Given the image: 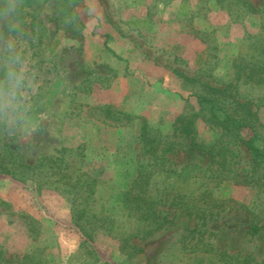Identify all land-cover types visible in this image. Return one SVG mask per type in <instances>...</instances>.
<instances>
[{"label":"rangeland","instance_id":"obj_1","mask_svg":"<svg viewBox=\"0 0 264 264\" xmlns=\"http://www.w3.org/2000/svg\"><path fill=\"white\" fill-rule=\"evenodd\" d=\"M231 1L0 0V75L14 43L24 76L22 103L11 119L1 117L14 148L20 146L30 164L44 156L64 158L72 178L91 183L83 204L101 217L96 228L85 227L87 236L75 223L73 195L61 185L0 174V264H24L23 254L35 249L48 264H194L182 250L193 219L168 202L161 209H169L172 223L141 240L140 224L122 210L117 195L146 159L143 119L175 144L169 155L178 173L175 192L211 181L215 166L178 137L175 120L197 111L195 94L205 83L223 88L233 81L235 58L264 35L246 0H234L238 11H229ZM247 1L262 6L261 0ZM174 70L198 81L185 82ZM241 93L258 90L242 86ZM122 113L137 119L128 123ZM259 115L264 126V108ZM198 132L204 142L217 133L200 120ZM248 159L243 150L240 167ZM221 195L244 204L256 199L244 185ZM250 223L247 213L225 210L208 229L219 250L261 260L264 230L251 236Z\"/></svg>","mask_w":264,"mask_h":264},{"label":"trees","instance_id":"obj_2","mask_svg":"<svg viewBox=\"0 0 264 264\" xmlns=\"http://www.w3.org/2000/svg\"><path fill=\"white\" fill-rule=\"evenodd\" d=\"M261 3L262 6L257 8L245 1L248 12L259 14L264 29V0ZM236 4L234 0L231 4L228 3L229 11H238L235 9ZM109 51L114 54L112 50ZM232 68L233 81L223 88L205 83L201 93L195 94L197 111L181 114L175 120L178 137L188 140L190 149L207 156L215 166L211 181L196 191L175 192L177 180L172 179L178 173L175 163L169 157L174 154L175 144L170 141L169 135H163L143 119L140 138L146 159L139 161L134 179L117 195V202L122 210L140 224L141 240L155 235L172 223L169 218V209L172 207L180 209V214L193 219L194 227L187 229L182 250L185 255L192 256L190 259L194 264H264V258L257 260L250 254H230L219 250L214 243V233L208 229L214 215L225 210H237L251 217V236H258L264 230V126L260 123L259 115L260 109L264 108V35L249 44L246 53L235 58ZM174 73L185 82L198 81L177 70ZM242 86L256 88L258 94L243 95ZM106 111L112 115L110 108ZM120 116L128 123L137 119L126 113ZM1 117L0 174L21 182L34 180L40 185L52 183L56 189L61 185L64 191L73 195L77 227L87 236L91 235L85 227L96 228L101 217L83 204L92 193L90 191L87 196H83L87 188L91 187L88 179H83L82 176L72 178L62 157L44 156L37 163L30 164L21 152V147L14 148L15 144L11 140L14 138L6 120ZM199 120L211 130L217 131L214 140L204 142L198 139ZM243 150L247 152L249 159L247 166L240 167ZM232 185L250 187L255 191L256 199L244 204L221 195V192ZM81 198L83 200L78 202ZM168 202L169 209L162 210L161 207ZM37 252L39 251L35 249L23 254L24 264H48Z\"/></svg>","mask_w":264,"mask_h":264},{"label":"clouds","instance_id":"obj_3","mask_svg":"<svg viewBox=\"0 0 264 264\" xmlns=\"http://www.w3.org/2000/svg\"><path fill=\"white\" fill-rule=\"evenodd\" d=\"M11 27V21L9 23ZM14 43L7 46V67L0 75V116L11 119L22 103L23 72L18 68L19 54Z\"/></svg>","mask_w":264,"mask_h":264}]
</instances>
